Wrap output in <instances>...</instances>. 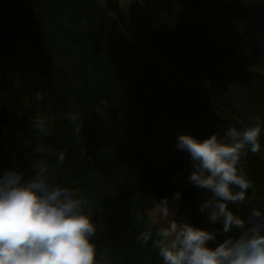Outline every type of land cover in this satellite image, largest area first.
I'll return each instance as SVG.
<instances>
[{
    "label": "trees",
    "instance_id": "trees-1",
    "mask_svg": "<svg viewBox=\"0 0 264 264\" xmlns=\"http://www.w3.org/2000/svg\"><path fill=\"white\" fill-rule=\"evenodd\" d=\"M256 117L264 121V0H0V175L31 176L40 144L50 162L65 151L55 180L87 198L100 264H164L163 226L150 212L177 193V220L216 233L209 246L236 236L200 211L214 194L189 181V154L176 144ZM261 145L241 158L247 198L226 202L243 218L264 210V133Z\"/></svg>",
    "mask_w": 264,
    "mask_h": 264
},
{
    "label": "clouds",
    "instance_id": "clouds-1",
    "mask_svg": "<svg viewBox=\"0 0 264 264\" xmlns=\"http://www.w3.org/2000/svg\"><path fill=\"white\" fill-rule=\"evenodd\" d=\"M36 93V99H42ZM226 127L221 134L201 139L190 133L178 136L176 147L190 157L189 181L210 190L214 197L200 204V211L211 208L213 222L222 221L228 236L215 247L216 233L197 227L187 220H168L169 198L157 204L160 218L166 221L158 230L159 254L164 264H264V210L253 208L247 218L234 214L228 201H244L252 186L241 158L248 151L258 152L264 121ZM34 126L49 132L46 119L37 115ZM49 148L40 144L33 149V174L5 170L0 175V264H100L93 237L97 224L93 212L86 211L88 200L79 190L58 183L54 168L63 164L66 153L59 151L55 162L46 158ZM234 186L239 187L236 191ZM180 196L179 193L176 197ZM151 233L143 234L145 241Z\"/></svg>",
    "mask_w": 264,
    "mask_h": 264
},
{
    "label": "rangeland",
    "instance_id": "rangeland-1",
    "mask_svg": "<svg viewBox=\"0 0 264 264\" xmlns=\"http://www.w3.org/2000/svg\"><path fill=\"white\" fill-rule=\"evenodd\" d=\"M181 198H182V196L180 195L178 197H175V198L169 200L171 214L168 217V220H172V219H177L178 218L177 215L179 214L180 209H181V205H180L181 204ZM150 215L156 222H159L162 226L165 225L166 221H164V220H162L160 218V215L157 212V208L152 210L150 212Z\"/></svg>",
    "mask_w": 264,
    "mask_h": 264
}]
</instances>
